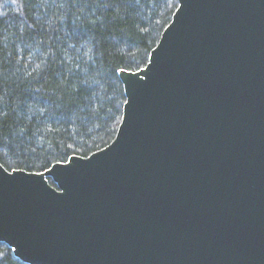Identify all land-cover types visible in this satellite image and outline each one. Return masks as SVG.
I'll list each match as a JSON object with an SVG mask.
<instances>
[{
  "label": "water",
  "instance_id": "95a60500",
  "mask_svg": "<svg viewBox=\"0 0 264 264\" xmlns=\"http://www.w3.org/2000/svg\"><path fill=\"white\" fill-rule=\"evenodd\" d=\"M177 1L146 66L118 72L109 145L0 164V243L21 262L264 264V0Z\"/></svg>",
  "mask_w": 264,
  "mask_h": 264
},
{
  "label": "trees",
  "instance_id": "16d2710c",
  "mask_svg": "<svg viewBox=\"0 0 264 264\" xmlns=\"http://www.w3.org/2000/svg\"><path fill=\"white\" fill-rule=\"evenodd\" d=\"M177 0H0V164L43 172L109 145ZM50 184L54 186L51 180ZM0 264H25L0 243Z\"/></svg>",
  "mask_w": 264,
  "mask_h": 264
},
{
  "label": "snow or ice",
  "instance_id": "6c2138e0",
  "mask_svg": "<svg viewBox=\"0 0 264 264\" xmlns=\"http://www.w3.org/2000/svg\"><path fill=\"white\" fill-rule=\"evenodd\" d=\"M121 71H123V69H121Z\"/></svg>",
  "mask_w": 264,
  "mask_h": 264
}]
</instances>
